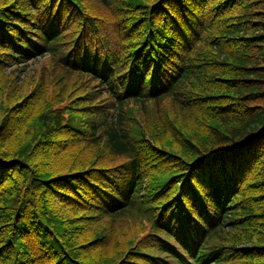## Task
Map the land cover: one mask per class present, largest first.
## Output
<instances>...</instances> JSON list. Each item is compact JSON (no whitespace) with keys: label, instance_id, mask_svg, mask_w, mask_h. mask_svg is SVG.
Listing matches in <instances>:
<instances>
[{"label":"trees","instance_id":"1","mask_svg":"<svg viewBox=\"0 0 264 264\" xmlns=\"http://www.w3.org/2000/svg\"><path fill=\"white\" fill-rule=\"evenodd\" d=\"M0 264H264V0H0Z\"/></svg>","mask_w":264,"mask_h":264},{"label":"rangeland","instance_id":"2","mask_svg":"<svg viewBox=\"0 0 264 264\" xmlns=\"http://www.w3.org/2000/svg\"><path fill=\"white\" fill-rule=\"evenodd\" d=\"M47 58H48L47 55L41 56L39 58L37 57L36 59L32 61H28V62L15 65L8 70V73L14 76L18 80V84L22 82V84L21 83L19 84V87L23 88L21 92H26V89L31 82V79H30L31 77H34L35 79L38 77L40 67L43 64H45ZM23 69H24V72H21ZM31 89H32V86L28 88V90H31ZM251 104L254 105L253 103ZM157 115L158 116L163 115V111L157 110ZM110 238H111V242L117 246H120L122 244H125L135 239L132 235H128L127 232H120V231L117 232L115 230L110 231ZM122 253L123 251L119 247L118 251H116L114 254H117L118 256H120V254ZM112 259L115 260V257L113 256Z\"/></svg>","mask_w":264,"mask_h":264}]
</instances>
